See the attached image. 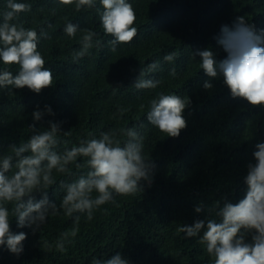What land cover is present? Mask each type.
<instances>
[{"label":"trees","instance_id":"obj_1","mask_svg":"<svg viewBox=\"0 0 264 264\" xmlns=\"http://www.w3.org/2000/svg\"><path fill=\"white\" fill-rule=\"evenodd\" d=\"M16 2L30 6L15 22L37 32V51L53 83L40 93L0 88V156L13 154V146L47 130L52 121L60 124L58 152L102 132L114 131L125 140L120 130L133 128L144 137L142 152L154 167L150 183L142 181L134 194L113 193L112 200L93 209L91 220L86 213L66 215L60 207L67 184L88 170L84 158L70 164L69 173L53 170L54 183L34 190L31 198L46 196L56 210L48 206L43 222L17 227L13 205H8L11 231L24 232L26 238L18 255L0 245V264H103L117 252L129 264H213L200 236L188 237L178 229L196 220L219 221L216 212L225 199L236 203L244 197L247 165L255 163L254 146L264 142V105L233 98L221 77L205 75L194 51L211 48L222 59L225 52L214 37L221 25L231 26L240 16L257 31L264 29V0H126L135 12L137 32L131 42L116 44L115 51L109 43L114 37L101 24L100 0L79 11L60 0ZM6 3L0 0V21ZM68 22L78 26L71 37L64 31ZM88 30L95 33L93 46L76 58ZM173 53L171 62L164 60ZM153 62L159 67L142 74ZM5 67L13 75L19 68L0 62V70ZM137 79L159 83L138 89ZM205 80L213 87L205 89ZM159 93L190 101L183 112L186 127L176 137L147 120L149 101ZM46 105L54 115L44 111ZM36 110L43 112L39 121L33 120ZM197 205L203 211L195 212Z\"/></svg>","mask_w":264,"mask_h":264},{"label":"clouds","instance_id":"obj_2","mask_svg":"<svg viewBox=\"0 0 264 264\" xmlns=\"http://www.w3.org/2000/svg\"><path fill=\"white\" fill-rule=\"evenodd\" d=\"M60 2L75 4L77 11L95 6V0ZM100 4L103 8L101 24L105 34L114 37L109 43L115 51L116 44L129 43L135 37L137 29L132 25L136 15L126 0H100ZM6 9L0 21V62L5 66L18 65L19 68L15 75L8 67L0 70V88L27 87L34 93H40L53 83L51 70L44 67L45 60L37 51V32L15 22L17 14L28 11L30 6L7 0ZM77 30L78 26L71 22L64 28L70 37ZM94 35L90 30L83 35L82 48L76 53V58L87 54L93 46ZM214 39L225 52L222 59L217 60L211 48L194 51L200 58V67L205 75L213 79L221 77L233 98H242L252 105H264V29L257 31L254 25L240 16L231 26L221 25L219 35ZM174 56V53L168 54L164 60L171 62ZM158 67L153 62L142 74ZM170 74L175 76L174 68ZM158 83L153 79H137L135 87L151 89ZM203 87L210 89L213 84L205 80ZM189 102L175 94L159 93L157 98L149 101L147 120L161 132L176 137L186 127L183 112ZM44 111L54 115L47 105ZM42 115L40 110L34 111L33 120L39 121ZM59 131L60 124L49 121L47 130L35 132L19 147L13 146V154L0 156V245L13 254L22 252L26 234L11 231L8 205H13L11 212L17 227L43 222L48 206L55 211L56 205L49 204L46 196L35 202L31 197L34 190L46 189L54 183L53 170L69 173V165L77 162V158H84L88 170L67 184L60 207L69 216L74 212L86 213L89 220L93 209L112 200L113 193L134 194L142 188V181L151 182L154 164L142 152L144 137L133 128L120 130L127 137L125 140L118 139L114 131L102 132L98 138H86L63 152L56 151ZM254 147L255 163L247 165L244 197L236 203L225 199L216 212L219 221L196 220L192 225L178 229L188 237L199 235L200 242L206 245V251L213 258V264H264V142H258ZM25 196L30 198L25 201ZM194 211L199 213L203 207L197 205ZM76 232L74 228L70 235L74 237ZM63 235L67 237L69 233ZM58 247L62 250L63 242ZM103 264H129V261L117 252Z\"/></svg>","mask_w":264,"mask_h":264}]
</instances>
